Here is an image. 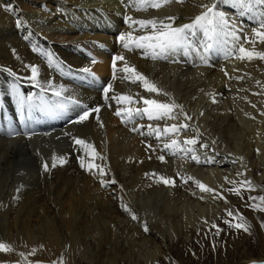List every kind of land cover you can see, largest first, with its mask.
Returning a JSON list of instances; mask_svg holds the SVG:
<instances>
[{
  "label": "bare ground",
  "instance_id": "6f19581e",
  "mask_svg": "<svg viewBox=\"0 0 264 264\" xmlns=\"http://www.w3.org/2000/svg\"><path fill=\"white\" fill-rule=\"evenodd\" d=\"M208 2L185 0L135 11L128 6L129 0H0V81L12 83L0 89V242L14 248L12 253H0V264H61V258L63 264H161L177 244L194 242L197 231L200 236L209 234L220 214L227 215L232 198L226 189L233 184L226 183L225 177L237 184L250 180L254 191L264 195V61L225 59L222 52L210 54L211 66L199 59H194L197 66H193L183 57H177L180 63L153 61L140 49L125 50L118 41L123 32L139 34L129 29L125 15L136 19L176 16L175 24L180 25L189 23L202 11L198 5ZM222 7L233 13L230 6ZM18 20L23 22L19 26ZM240 22L250 36L255 25L247 17ZM256 47L264 51V44ZM49 49L57 55L55 64L47 60ZM115 55H124L129 65L184 106L193 118L188 123L203 133L201 140L216 141L215 151L196 146L214 157L215 163L196 164L183 154L169 155L160 150L162 142L154 136L130 131L143 125L146 133L149 124L163 126L165 121L144 117L131 124L121 122L114 114L118 108H142L143 101L118 105L109 99L106 103L102 89L108 83L113 85L109 97L127 94L134 100L143 97L163 103L168 97L148 93L140 82L122 79L123 61L117 62L113 79ZM92 58L99 62L92 69L99 77L83 71L92 68ZM29 66L38 68L36 86L29 79ZM13 84L19 85L22 94L32 95L21 86L33 91L37 103L40 97L51 103H77H69L67 111L56 115L33 111L29 118L25 110L21 116ZM61 88V97L52 95ZM83 106H99L104 127L99 126L96 113L84 124L70 123ZM66 132L92 143L106 157L94 163L106 167L103 178L115 179L116 184L102 187L98 170L93 174L81 168L78 157L83 152ZM194 135L189 130L181 133V139ZM54 155L64 156L66 163L57 161L51 167ZM158 155H164L165 161ZM45 161L48 172L42 168ZM146 173L171 178L176 184L155 182ZM189 175L215 189L227 203L200 192L192 181L183 183L180 177ZM121 198L137 220L123 210ZM33 248L35 255H29ZM253 261L259 262H245Z\"/></svg>",
  "mask_w": 264,
  "mask_h": 264
},
{
  "label": "snow or ice",
  "instance_id": "6c2138e0",
  "mask_svg": "<svg viewBox=\"0 0 264 264\" xmlns=\"http://www.w3.org/2000/svg\"><path fill=\"white\" fill-rule=\"evenodd\" d=\"M170 3L183 4L185 0H129L128 6L135 11H147L149 9H160ZM222 6H230L233 9V13H227ZM198 7H200L202 11L194 18H191L189 23L180 25L175 24V21L178 19L176 16L136 19L131 15H125L124 22L128 25L129 29L139 34L134 35L133 31L123 32L118 36V41L125 50L134 51L140 49L145 58H150L153 61L162 60L168 61L169 63H180L177 57H183L185 62H193V66H197L194 63V59H199L202 64L211 66L209 64L210 54L221 52L225 59H236L249 62L254 59L264 61V51L258 50L256 47L257 44H264V0H209L208 3L200 4ZM243 17H247L248 20L255 25L251 29L250 36L247 34L244 23L240 22V18ZM22 23V21H17L18 26ZM245 45H248V47ZM47 60L49 63H56L54 57L50 53L47 54ZM118 61L124 62L123 67L119 69V71L124 73L122 79L129 80L134 84L140 82L141 86L148 93H155L168 97V102L166 103L143 97L134 100L131 95L127 94L109 97L108 94L113 90V85L112 83H108L106 86H103L102 89L106 103L109 99L115 100L118 105H134L139 103L140 100L143 101L144 107L142 108H118L114 114L120 117L121 122L124 124H131L135 119H143L144 117H147L149 121H165L163 126L160 124H149L146 133L142 131L143 125H135L130 128V131L137 132L142 136H154L157 141L162 142V148L160 150L162 152H167L169 155L177 156L183 154L184 159L190 158V160L194 161L196 164L215 163L214 157H209L205 152L199 151L196 146L199 145L200 150L215 151L213 146L216 144V141L212 140L209 143L201 140L203 133L200 131L199 127L188 123V121H191L193 118L185 111L184 106L177 103L170 93L164 91L154 82L150 81L144 74L138 72L135 66L129 65L124 55H115L113 57V79L116 78ZM29 67L31 71L29 79L33 82V85L36 86L38 84V68L36 66ZM83 71L89 73L90 69L84 68ZM225 75H228V73L225 72ZM231 78L232 77H230V79ZM236 79L242 78L236 77ZM256 83L260 84L259 81ZM12 90L17 97L20 115L24 116L25 110H27L29 118L33 111H39L47 115H56L67 111L69 103H77L76 101L51 103L45 101L43 97H40L37 103V98L33 95L22 94L18 84H13ZM52 95L61 97L63 95V89L53 90ZM244 99L247 98L245 97ZM213 103H216L214 96ZM252 106L255 107V105ZM100 111L101 109L99 106L95 108L83 106L76 119L71 120L70 123L84 124L89 120L92 113H96V119L99 126L102 128L104 125L100 122L98 115ZM200 114L203 115V112ZM261 114L264 115V113ZM189 130L195 135L181 139V133H186ZM16 134L17 133H11V135ZM65 135L71 136L74 144L80 146L83 152V155L78 157L81 168L93 174H95L94 170H98L102 187L117 183L115 179L107 180L103 178L107 175L106 167L96 164L94 161L97 159L105 160L106 157L98 153L92 143L73 136L69 132H66ZM148 148L153 152L156 151V148L152 145H148ZM157 159L163 162L165 161V156L158 155ZM238 159L243 160L242 157ZM57 161H59L61 165L66 163L64 156L54 155L51 167H56ZM42 168L44 172L49 171V164L47 161L42 164ZM146 175L150 178H154L155 182L163 183L166 186H175L176 184L175 180L157 175L156 173H146ZM177 175L179 176L180 174L177 173ZM237 175H244V173H237ZM180 179L185 184L192 181L200 192L211 193L213 194V199H224L225 203H227L226 198L221 196L219 192L205 186L201 181L195 179L191 175L186 178L181 176ZM225 182L233 184L232 188L226 190L237 196H241V189L248 191L255 190V186L247 179L240 181L239 186H237L236 181H229L227 177H225ZM19 191L20 189L17 188V192ZM16 198L17 197H13V199ZM201 198L203 199V197ZM241 198L243 197L241 196ZM248 199L254 202L259 201V203L249 204L248 207L264 212V195L249 196ZM121 206L133 220L138 219L130 206L123 202L122 198ZM227 214L232 218L231 220H224V223L227 224L229 228L243 230L250 234L251 225L247 223L239 212L233 213L231 210H228ZM261 227L264 228V222L261 223ZM212 228L216 229L215 235L217 236L222 231L215 223L212 224ZM144 230L147 232L149 229L145 226ZM215 247L216 245L214 243L213 249H215ZM13 251L14 248L12 245L6 242H0V253H12ZM36 251L37 249L33 248L29 255H35ZM19 255L24 257L25 253L20 252ZM36 264H39V262H36ZM53 264H56V262H53ZM61 264H63V258H61ZM252 264H256V262L253 261Z\"/></svg>",
  "mask_w": 264,
  "mask_h": 264
},
{
  "label": "rangeland",
  "instance_id": "374dc122",
  "mask_svg": "<svg viewBox=\"0 0 264 264\" xmlns=\"http://www.w3.org/2000/svg\"><path fill=\"white\" fill-rule=\"evenodd\" d=\"M39 50L43 52L46 49L39 46ZM47 51L54 59L56 58L57 55L52 52V49ZM59 58L63 60L61 56H59ZM96 60L99 59L96 58ZM97 64H99V62H95V59L92 58V68L90 72L99 77L95 72H92L94 65ZM0 82L3 83H0V89L12 84L11 82ZM21 87L24 91L32 93V95L34 94L35 96L33 91L23 86ZM0 115H2V112ZM5 120L6 117L3 120L6 123ZM5 123L1 122L6 128ZM239 182L237 186H239ZM258 193L259 192L256 191L241 189V196L243 198L232 192L229 193L232 198V205L228 210H231L233 213L239 212L240 215L245 218L247 223L251 225L250 234L243 230L229 228V226L224 223V220H231L232 218L229 217L228 214L226 215L225 212H222L220 214V221L216 223V225L222 229L218 236L215 235L216 229L214 228L210 229L208 232L209 234L205 236H200V232L197 231L194 242L188 240L184 246L177 244V247L173 250L172 256L168 257L167 260L161 261V264H246L247 262L245 261L249 259H258L259 262L255 261L258 264L264 262V228L261 227V223L264 222V212L248 207L249 204L259 203V201L254 202L248 199L249 196H261ZM214 243L216 245L215 249H213Z\"/></svg>",
  "mask_w": 264,
  "mask_h": 264
}]
</instances>
